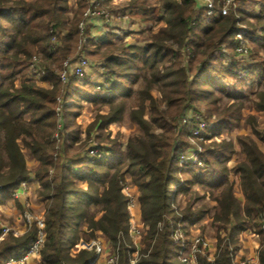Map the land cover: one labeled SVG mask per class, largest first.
Returning a JSON list of instances; mask_svg holds the SVG:
<instances>
[{
  "label": "trees",
  "instance_id": "1",
  "mask_svg": "<svg viewBox=\"0 0 264 264\" xmlns=\"http://www.w3.org/2000/svg\"><path fill=\"white\" fill-rule=\"evenodd\" d=\"M158 1L148 5L146 0H130L124 5L122 13L129 12L144 23L164 22L147 44L129 43L127 47L123 42L118 44L121 39L111 30L103 39L92 37L88 24L80 30L79 24L86 19L88 0H0V204L11 198L19 184L29 177L23 152L26 147L40 162L37 176L50 201L45 215L46 240L40 251L41 264H89L93 260L95 248L83 247L71 253L79 240L77 225L82 221L88 224L92 236L94 231H100L115 246L120 245L118 264H131L134 250L123 242L124 238L129 241L130 223L128 197L123 194L126 166L128 172L136 175L142 192V217L149 226L148 248L136 264H181L177 259L179 245L173 241L172 231L195 223L202 212L191 205L179 211L172 200L179 193L190 192L195 185L205 184L222 187L220 196L215 198L219 208L214 220L226 223V227L230 225L229 240L249 228L261 235L259 264H264V151L253 139L241 140L246 153V159L238 165L245 196L243 205L228 181L226 161L230 154L222 148L206 150L209 156L203 152L202 166L193 160L180 165L184 151L180 132L189 131L188 126H180L182 118L192 110L204 115L205 112L191 105L198 97L215 96L214 90L209 93L202 90L204 81L224 91L226 84L214 79L221 67L226 73L241 70L244 75L256 74L257 80L253 79L252 83L264 85V66L260 65L262 59L257 52L264 48V22L250 24L245 34L254 43L245 63L239 61L236 52L243 10L206 20L197 0ZM73 3L76 8L68 19L66 13ZM262 5L260 12L264 11V0ZM89 46L94 50H88ZM102 48L105 50L97 68L107 86L100 88L105 93L95 96L94 101L109 105V110L99 115L94 124L96 130L118 121L127 99L138 92L139 103L130 111V118L147 138L130 137L124 152L115 144L106 149L112 152L104 161L100 156L90 155L71 158L68 156L71 144H65L57 153L55 135L61 132L62 125L66 128L72 121V112H63L58 120L56 107L58 103L67 106L66 101L78 99L72 93L84 94L81 98L90 100V91L84 90L80 76L70 73L63 83L59 73L68 57L88 52L95 55ZM33 56L40 59V79L47 85L37 84L30 76ZM138 83H141L139 91L134 88ZM154 88L162 93L161 102L166 103V108L159 110L152 94ZM60 92L64 98L58 102ZM232 93L234 98L244 97L237 88ZM256 97V108L264 111V89H259ZM147 110H150L149 118ZM211 116L205 118L209 121ZM232 124L229 116H219L207 127L205 136L219 134ZM256 133L264 141V130ZM67 139L73 143L72 132L67 134ZM76 165L87 166L78 173L74 171ZM76 180L85 181L87 188L79 187ZM171 186L174 191L169 193ZM92 205L101 206L100 217L90 214ZM36 234L37 228L33 226L22 237L8 234L0 239V264L25 254ZM228 246L226 242L220 247L218 264H234ZM199 264L209 262L199 256Z\"/></svg>",
  "mask_w": 264,
  "mask_h": 264
},
{
  "label": "rangeland",
  "instance_id": "2",
  "mask_svg": "<svg viewBox=\"0 0 264 264\" xmlns=\"http://www.w3.org/2000/svg\"><path fill=\"white\" fill-rule=\"evenodd\" d=\"M129 1L130 0H112L108 2V4H110V7L108 8L113 12L121 14L123 12L124 5ZM146 2L148 5H155L158 4L159 1L146 0ZM262 6V0H240L239 9L244 11V17H242L244 21H242L241 26L245 27H242L241 30L246 29L245 31L247 33V30L251 28L250 24L258 25L260 22H264V11L260 12ZM74 8H76V6H74L73 3L71 10L66 13V17L68 19L73 17L72 10ZM133 20L136 19L132 17L129 20L127 18V20L125 19L123 23L130 25ZM163 23V21L159 22L156 20H152L150 23L145 22L146 27H144V30L136 32L128 40H118V44L123 42L127 47L129 46V43L145 45L147 42L152 40L153 35L159 30L160 26H163ZM244 39L246 40L245 44L248 52L246 54L238 52L239 45L236 48V52L239 53V61L246 63L249 60V55L252 52L254 43L250 42L248 38L244 37ZM238 42L240 41L238 40ZM80 43L81 40L78 46L79 49L81 47ZM91 48H93V46H89L88 50H94ZM104 50L105 48L100 50L97 49L100 53L98 52L95 55L90 54L89 52L86 53V56L92 62V65L86 71V75L80 78L79 82L83 85L84 90L90 91L88 94L90 96V100L82 99L81 96L84 94L76 95L71 92V96L78 99L73 98L71 101H66L67 106H62L61 103H58L56 107L58 120L63 117L61 116L63 112H72V116L70 117V120L72 121L68 123L66 128L63 125L61 127V124H58V128L61 127L62 129L60 133L56 132L55 135L57 137V153H59L58 151L61 147H64L65 144H71L70 149L68 150V156L71 158H78L81 155H90L100 156L104 161L105 158L110 156L112 152L106 151V149L112 148L115 144L120 152H124L130 137L134 138L143 136L147 138L144 131L130 118V111L133 108H136L139 103L138 92L127 99L125 111L118 121L108 124L104 129H99L98 131L96 130L94 124L98 122L99 115L105 114L109 110V105L94 101V98H96L95 96H101V94L103 95L105 93V90L97 88V83L102 77L97 68V66H99L97 61L100 58L101 52ZM257 52H259V57L262 59L260 65L264 66V48H259V51ZM224 66H227V62L224 63ZM222 70L223 69L220 67V70L216 71L217 75L214 79L226 84L225 90L220 91L217 87L207 85L208 81H204L205 83L201 85L202 90H206L205 93H209L210 90H214L215 96L213 98L204 97L202 99L201 97H198L199 99L195 100L194 104L191 105V108L199 109L203 113L205 112L204 115L200 112H196L200 115L198 117H201V119L206 122V126L201 128L200 138L198 139V137H194V135H192V130L196 127L194 125H198L196 122L197 116H184L181 120L182 124L179 123L182 128L184 125L188 126L186 128L189 130L188 134L187 132H183V129L180 132L181 145H184V151L181 154V158L184 154H191L192 158L187 161L194 160L199 166H202L203 162L200 159V156H202L201 154L203 152L208 149L212 150L210 148H222L225 150L228 155L230 154L226 161V165L228 167V181L233 186V192L236 198L243 205L245 196L241 184V174L238 171V165L246 159V153L244 152L241 140L246 138L253 139L257 143L258 147L264 151V141H262L256 133V130L258 132H262L264 130V111L258 110L255 105L257 99L256 92L259 89H264V85H260L258 82L255 84L252 83L253 79L257 80L256 74L244 75L241 70L226 73ZM33 80L39 85L44 86L48 84L46 81H42L41 79ZM140 86L141 83L134 85L135 90L139 91ZM234 88L243 91L244 97L234 98V93H232ZM96 93H98V95H96ZM152 94L158 101L159 110L166 108V103L161 102L162 93L158 89L154 88ZM59 98H64L62 92H60ZM58 102L60 101L58 100ZM71 102H76V105H71ZM147 112L146 116L149 118L151 115L150 110H147ZM192 112H194V110H192ZM205 116H211L209 117V121L205 118ZM219 116H229V119L233 121L232 126L224 127L219 134H213L206 137L205 134H207V127L217 121ZM237 116H240V119H238ZM70 132H72V136L75 139L73 143L67 139V134ZM94 145L98 150V155H92L89 151ZM194 145L199 147L198 150L200 152L198 156L195 155ZM100 151H102V153H99ZM23 152L27 161L30 178L26 179L23 192L18 193L17 195L13 192L11 198L6 200L3 204H0V229L2 230L0 239L4 238L8 234H12L15 237H22L29 232L33 226H36L38 230L39 220H42L44 224L46 223L45 215L50 201L47 197V191H45L41 179L37 176L40 169V162L36 159V157H34L28 148L24 147ZM207 155L209 156L206 151V156ZM181 158L180 165L182 166L187 161H182ZM86 166L87 165H76L74 171L79 173L83 171ZM126 171L127 166L124 168L125 181L123 184V194L126 195L130 201L128 206L130 223L129 241L124 238L123 242L126 241V246L134 250L131 252V257H133L132 259L138 260L143 255L142 253L148 248L149 242L147 236L149 226L145 223L142 217V192L139 188L138 182L136 181V175H134L132 171ZM52 173L53 170L50 169L49 174L51 175ZM184 176L185 173L182 174L183 178ZM182 177L180 175V179H182ZM75 182L79 187L87 188V183L85 181L76 180ZM221 190L222 187L213 188L207 184L203 186L195 185L193 190L190 192L184 194L179 193L177 197L173 198L172 201L175 203V208L177 207L179 211L191 205L193 209L200 210L202 212V217L195 223L186 225L185 228L183 226H178L176 228L186 240L187 248L182 256H191L193 254V248L191 246L194 245L197 238L203 237L206 241L211 243L212 251L209 249H203L201 251L202 253L198 254V258L199 256L206 258L207 255H212L215 259H217L221 251L220 247H223V245L227 242L229 244L228 247L231 252L232 261L235 260L234 262H241L242 264H259V250L261 246L260 234L252 228H249L241 231L239 234L234 236L232 240H229L228 228H230V225L226 227V223H219L214 220V214L219 208L215 198L220 196ZM173 191L174 187L171 186L169 193ZM89 212L96 218L100 217L102 214L101 206L92 205ZM28 216L30 221L27 220ZM158 227L161 228L162 223L158 224ZM77 230L79 233V240L74 248H72V254H75L82 247L90 248L91 244L97 242L99 246L98 251H100L99 258L101 259L99 264H106L107 260L113 256L114 252L118 248H120L119 244L115 246L100 231H94L92 236L91 229L85 221H82L77 225ZM152 243H154V241H152ZM182 256H179V254L177 255V259L180 263L182 262ZM41 261V254L38 253L37 255H34V257H31L25 264H41Z\"/></svg>",
  "mask_w": 264,
  "mask_h": 264
},
{
  "label": "built area",
  "instance_id": "3",
  "mask_svg": "<svg viewBox=\"0 0 264 264\" xmlns=\"http://www.w3.org/2000/svg\"><path fill=\"white\" fill-rule=\"evenodd\" d=\"M110 1L112 0H88V7L84 12V16L85 18L90 16L102 17L107 22L106 31L109 30L113 31L115 33L116 38L118 39H127L128 37L127 30L132 31V29L130 25L124 24L123 21L125 19L127 20V18L130 20V18L132 17L129 12L120 14L118 12H113L112 10H109L108 7H110V4H108V2ZM177 1H181V0H177ZM197 5L201 9H204L203 17H205L206 20H209L216 18L221 14H228L229 12L237 13L240 6V0H197ZM79 27L83 31L85 27V20L79 24ZM144 27H146L145 23L139 20L134 30L136 32H139L144 30L145 29ZM242 27L245 28L244 26ZM245 30L246 29L240 30L236 35V38L240 41L238 52L242 54H246L248 52L245 44L246 40L244 39L246 34ZM84 41H85V37L81 40L80 44H83ZM91 65L92 62L88 59V57L84 53L76 57H68L66 60L63 61L62 69L59 73V78L63 83H65L70 73H74L80 77H84L86 75L87 68L90 67ZM41 73H42V67H41L40 59H38V57L35 56L33 57L30 65V76L32 79H40ZM102 86L103 87L107 86V82L105 81L103 76L98 81L97 88L100 89L102 88ZM58 100L60 101V98H58ZM184 116H197L196 122L198 125H194L196 127L193 128L192 135H194V137H198L199 139L200 132L202 130L201 128L206 126V122L203 119H201V117H198L200 116L199 114L194 112L188 113ZM194 147H195L194 149L195 155L198 156L200 152L198 150L199 147H197L196 145H194ZM89 151L92 153V155H97L98 152L95 145ZM190 158H192L191 154H184L181 160L187 161ZM25 181L26 180L22 181L19 184V186L14 190V193L16 195L24 191ZM129 204L130 201L128 200V206ZM27 220L30 221L29 216L27 217ZM38 224L39 226L36 237L29 245L26 253L23 254L22 256L11 257L7 259L4 262V264H25L30 260L31 257H34V255L40 253L41 248L46 240V225H45L46 223L44 224L42 220H39ZM172 239L176 244L179 245L178 254L179 256H182L187 248L186 240L183 238V235L177 231V229H174V231H172ZM98 247L99 246L97 242L91 244L90 248L85 247L88 249H92V248L96 249V256L89 264L100 263L101 259L99 258L100 251H98L99 250ZM191 247L193 248V254L189 257L182 256L181 264H199L198 254L202 253L201 251L203 249H207V250L209 249L210 251H212L211 243L206 241L203 237L197 238L195 240L194 245H192ZM119 257H120V253L118 248L114 252L113 256L107 260L106 264H118ZM206 258L209 264H218L216 259L212 255H207ZM234 261L235 260H233L234 264H242L241 262H234ZM136 263H137V259H131V264H136Z\"/></svg>",
  "mask_w": 264,
  "mask_h": 264
},
{
  "label": "crops",
  "instance_id": "4",
  "mask_svg": "<svg viewBox=\"0 0 264 264\" xmlns=\"http://www.w3.org/2000/svg\"><path fill=\"white\" fill-rule=\"evenodd\" d=\"M134 19H136V20L131 21L132 23L130 24V27H131L132 31H128L127 30L128 37L125 40L130 39V37H132V35H134L136 33V31L134 30V28L136 27V25L138 23L137 20H140L141 21V19L139 17H136V18L134 17ZM85 24H88L89 25V27H90V34H91L92 37H94L96 39H103L105 37L106 32H107L106 31L107 22L102 17H92V16L87 17L85 19ZM90 67H88L87 70ZM28 178H30V174H29V177Z\"/></svg>",
  "mask_w": 264,
  "mask_h": 264
}]
</instances>
